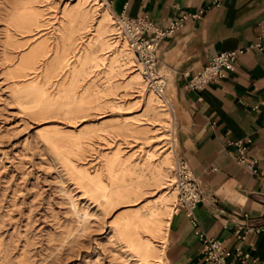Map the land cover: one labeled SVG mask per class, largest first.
I'll return each instance as SVG.
<instances>
[{
	"label": "rangeland",
	"instance_id": "rangeland-1",
	"mask_svg": "<svg viewBox=\"0 0 264 264\" xmlns=\"http://www.w3.org/2000/svg\"><path fill=\"white\" fill-rule=\"evenodd\" d=\"M103 9L99 0H0V264H160L176 205L165 178L179 158L178 103L166 84L169 103L156 102L136 79L135 55L125 70L126 58L100 44L120 31Z\"/></svg>",
	"mask_w": 264,
	"mask_h": 264
},
{
	"label": "crops",
	"instance_id": "crops-1",
	"mask_svg": "<svg viewBox=\"0 0 264 264\" xmlns=\"http://www.w3.org/2000/svg\"><path fill=\"white\" fill-rule=\"evenodd\" d=\"M106 1L115 16L147 15L159 26L203 8L162 39L157 50L158 71L180 113L174 123L172 112L176 155L187 161L201 191L193 208L195 225L183 209L172 215L164 236L165 264H209L201 233L233 252L240 247L249 253L244 262L240 257L230 264H264V232L248 231L244 239L234 235L239 224L242 230L264 225V50L244 51L226 67L225 77L200 89L187 86L212 56L264 35V0H220L218 5L212 0ZM227 139H242L257 158L256 172L234 160Z\"/></svg>",
	"mask_w": 264,
	"mask_h": 264
},
{
	"label": "built area",
	"instance_id": "built-area-1",
	"mask_svg": "<svg viewBox=\"0 0 264 264\" xmlns=\"http://www.w3.org/2000/svg\"><path fill=\"white\" fill-rule=\"evenodd\" d=\"M212 1L215 5L220 3V0ZM202 12L203 8H199L195 12H183L177 18L167 21L163 26L156 25L147 15L130 17L121 14L118 16L129 45L142 64L143 75L153 82L158 89L162 90L164 88L161 77L158 75L157 50L161 40L181 29L185 20L198 17ZM249 49L264 50V35L246 46L223 50L212 56L203 68L189 77L187 86L191 89H200L211 81L225 77L226 67L234 62L238 55ZM226 147L228 153L240 166L251 172L257 171V158L249 155V147L242 139H227ZM175 174L178 188L177 208L179 210L183 209L195 225L196 219L193 217V208L201 199L199 185L187 161L181 157L176 161ZM248 231L264 232V225H251L242 230V224H239L234 235L239 239H244ZM200 236L203 239L204 258L209 264L236 263V260L240 257H242L241 262H244L250 256L248 252L243 251L240 247H236L233 252L225 242L219 239L209 237L204 233H201Z\"/></svg>",
	"mask_w": 264,
	"mask_h": 264
},
{
	"label": "bare ground",
	"instance_id": "bare-ground-1",
	"mask_svg": "<svg viewBox=\"0 0 264 264\" xmlns=\"http://www.w3.org/2000/svg\"><path fill=\"white\" fill-rule=\"evenodd\" d=\"M86 1H88V0H86ZM92 1H94V0H92ZM102 4H103V6H104V9L102 10V11H104V10H108V8H109V3L106 1V0H99ZM84 2V1H83ZM90 2V1H89ZM88 2V3H89ZM95 2H97V1H95ZM94 3V2H93ZM82 4V3H81ZM97 6H98V4H97ZM100 8V7H99ZM102 14H103V12H102ZM107 14V13H106ZM102 20V19H101ZM116 21H117V23L118 24H116V25H118V27H119V30L120 31H117V32H115V37L113 38V41L110 43V41L108 42V41H106L105 39H101V41H100V44L101 45H104V46H106L107 45V47H106V49H108L109 47H115L116 49L114 50V52H113V58L115 59V58H117L118 56H121V57H125L126 58V61H124V62H122V64H121V66H124L125 67V70H126V67H130V69L132 68V67H136L137 66V63H136V61L134 60V55H135V53H134V51L132 50V48L131 47H129L130 45H129V43H128V40H127V37H126V35H125V33L123 32V28H122V24H121V20L119 19V17L118 16H116ZM99 22V21H98ZM115 23V22H114ZM108 32V31H107ZM102 35V34H101ZM112 35V34H111ZM99 38V37H98ZM96 39V38H95ZM110 40V39H109ZM113 43V44H112ZM127 43H128V45H127ZM94 46V45H93ZM92 46V47H93ZM91 50V49H90ZM107 51V50H106ZM103 52V51H102ZM99 53V52H98ZM101 53V52H100ZM107 53V52H106ZM112 53V52H111ZM76 54V53H75ZM110 54V53H109ZM74 55V54H73ZM102 55V54H101ZM76 56V55H75ZM74 56V57H75ZM106 56V55H105ZM78 57V56H77ZM65 58V57H64ZM110 58V57H109ZM119 58V57H118ZM135 58H136V60H137V62H138V64H139V68H140V73L138 72L137 74H135L136 75V79L137 80H141V78L146 82L145 84L143 83V84H141V88L143 89V91H148L149 93H150V95H154V97H155V100H156V102H158V103H167L168 104V101H167V99L165 98V96H164V93H163V91H164V88L162 89V90H160V89H158L156 86H155V84L153 83V82H151L150 80H148L144 75H143V73H142V64H141V62L137 59V57H136V55H135ZM61 59V58H60ZM67 59V58H66ZM77 58H75V60H76ZM87 59H88V61H91V60H95L96 59V56H94V55H91V54H88L87 55ZM105 59V58H104ZM59 60V59H58ZM69 61V60H68ZM85 61V60H84ZM61 62V61H60ZM63 62H64V60H63ZM87 62V61H86ZM108 62V61H107ZM67 63V62H66ZM58 64V63H57ZM62 64V63H61ZM64 64V63H63ZM69 64V63H68ZM83 64H85L84 62H83ZM100 64V63H99ZM107 64H109V63H107ZM114 64V63H113ZM67 65V64H66ZM68 66V65H67ZM66 66V67H67ZM81 66H82V64H81ZM116 66V65H115ZM108 67H109V65H108ZM72 68V67H71ZM70 68V69H71ZM96 68H98V67H96ZM100 68V67H99ZM111 67H109V69H110ZM67 69V68H66ZM69 69V70H70ZM75 69V68H74ZM81 69H83V68H81ZM80 69V70H81ZM116 69V68H115ZM124 69V68H123ZM79 70V69H78ZM108 70V69H107ZM112 70V69H111ZM120 70V69H119ZM34 71V70H33ZM122 71V70H121ZM124 71V70H123ZM132 71V70H131ZM73 73V72H72ZM72 73H70V75L72 74ZM78 73H76L75 75H73V77H75V76H78L77 75ZM133 74V73H132ZM82 75V74H81ZM158 75L161 77V83H163V85H164V87H165V82H164V79H163V77L160 75V73H159V71H158ZM131 76H133V75H131ZM72 80V79H71ZM36 81V80H35ZM74 81V80H73ZM72 81V82H73ZM32 82V81H31ZM30 82V83H31ZM29 83V82H28ZM30 83H29V85H30ZM44 83H45V80H44ZM53 83V82H52ZM136 83V82H135ZM25 85V84H24ZM33 85V84H32ZM36 85V84H35ZM35 85L33 86V87H35ZM39 85V84H38ZM48 85V84H47ZM50 86V85H49ZM28 87V86H27ZM35 89V88H34ZM37 89V88H36ZM47 89V88H46ZM45 90V89H44ZM138 90V89H137ZM141 90V89H140ZM39 91V90H38ZM48 91V90H47ZM42 94H43V92H42ZM143 95V94H142ZM149 95V96H150ZM49 96V95H48ZM69 98H70V100H73L74 98H75V95H74V93H72V92H69V94L67 95ZM148 96V97H149ZM45 98H47V97H45ZM146 98V97H145ZM147 100V99H146ZM172 101V100H171ZM48 104V103H47ZM46 105V104H45ZM159 105V104H158ZM165 105V104H164ZM161 108V107H160ZM164 108H165V106H164ZM159 111V110H158ZM161 112H162V110H161ZM165 111H163V113H164ZM167 113H168V111H167ZM170 113V112H169ZM162 114V113H161ZM156 115V114H155ZM161 115H159V117H160ZM163 116H164V114H163ZM165 117V116H164ZM171 120L173 121V117H172V114H171ZM170 117H169V119H170ZM161 120V118L159 119V121ZM165 121V120H164ZM167 121V120H166ZM166 121H165V123H166ZM168 122V121H167ZM161 123V122H160ZM168 124V123H167ZM171 124V123H170ZM176 130V129H175ZM174 130V131H175ZM48 140V139H47ZM51 140H52V137H51ZM166 144H169V147H172V142L170 141V140H167L166 141ZM166 144H165V146H166ZM173 147H175V146H173ZM146 149V148H145ZM168 149V148H167ZM170 149V148H169ZM165 151V150H164ZM146 152V157L148 158V159H152V158H154V156H155V152L153 151V149L151 148V149H149V150H147V151H145ZM166 152V151H165ZM170 152V151H169ZM172 152H173V150H172ZM59 153V152H58ZM61 154V153H60ZM144 154V153H143ZM62 156V155H61ZM64 157V156H63ZM115 157V156H114ZM118 158V160H119V157H117ZM122 159V158H121ZM178 160V159H177ZM112 162V161H111ZM117 162V161H116ZM120 162V161H119ZM115 163V162H114ZM122 163V162H121ZM114 167H115V164H114ZM124 167H126V166H124ZM175 167L176 166H174V169H175ZM125 169V168H124ZM119 170V169H118ZM115 171V170H114ZM124 171V170H123ZM122 172V171H121ZM116 173V171L114 172V174ZM113 174V175H114ZM120 176H121V174H119ZM112 175H110V177H111ZM160 176V175H159ZM113 177L114 176H112V179L111 180H113ZM89 178H90V176H89ZM94 178V177H93ZM118 178V177H117ZM120 178V177H119ZM163 178V177H162ZM91 179V178H90ZM91 181V180H90ZM114 181V180H113ZM93 182V181H92ZM165 182L168 184V185H170V186H172V191H168V193H167V198H171V192H173V191H175L176 192V205H175V210L173 209H171L170 208V210H168L167 211V218H166V227L165 228H168V226H169V224H170V220H171V218H172V215L175 213V212H177L179 209L177 208V204H178V188H177V183H176V175H175V173H174V178H165ZM98 183H99V185H100V182L98 181ZM103 183V182H102ZM95 184V183H94ZM95 186V185H94ZM103 186V185H102ZM101 186V187H102ZM100 187V186H99ZM115 187V186H114ZM118 187V186H117ZM97 188V187H96ZM99 189V188H98ZM117 189V188H116ZM119 189V188H118ZM174 189V190H173ZM115 191V190H114ZM116 192H118V191H116ZM121 193V192H120ZM112 194V193H111ZM165 194V193H164ZM121 196V195H120ZM119 196V197H120ZM166 197V196H165ZM163 200V199H162ZM153 206V205H152ZM148 207V206H147ZM163 208V207H162ZM155 211V210H154ZM157 212V211H156ZM155 213V212H154ZM139 215V214H138ZM152 215V214H151ZM156 215V214H155ZM160 215V214H159ZM136 216V215H135ZM142 216V215H141ZM138 218V217H137ZM158 218H160V217H158ZM136 219V218H135ZM161 219V218H160ZM129 221L131 220V219H128ZM132 220H134V219H132ZM155 220V219H154ZM158 220V219H157ZM123 221V220H122ZM126 221V220H125ZM137 221V220H136ZM141 221H143V220H141ZM156 221V220H155ZM160 221V220H159ZM127 222V221H126ZM145 222H146V220H145ZM118 223H120V222H118ZM128 223V222H127ZM130 223V222H129ZM139 224V223H138ZM137 224V225H138ZM148 224H149V222H148ZM152 224V223H151ZM155 224H157V223H155ZM159 224H161V223H159ZM158 225V224H157ZM163 225V224H162ZM129 226V225H128ZM139 226V225H138ZM149 226V225H148ZM153 226V225H152ZM131 227H132V225H131ZM146 227V226H145ZM157 227V226H156ZM121 229H123V228H121ZM134 230H135V228H133ZM132 229V230H133ZM161 229V228H160ZM159 229V230H160ZM137 230V229H136ZM135 230V231H136ZM139 230V229H138ZM153 230V229H152ZM128 231V230H127ZM146 231V230H145ZM147 231H148V228H147ZM154 231V230H153ZM164 232H165V230H163ZM167 231V230H166ZM130 232V231H129ZM137 232V231H136ZM155 232V231H154ZM128 233V232H127ZM159 233V232H158ZM139 234V233H138ZM154 234V233H153ZM156 234V233H155ZM165 234V233H164ZM121 235H123V234H121ZM127 235V234H126ZM134 235V234H133ZM140 235V234H139ZM156 235H158V234H156ZM136 236H138V235H136ZM150 236V235H149ZM155 236V235H154ZM132 237V236H131ZM144 237V236H143ZM136 238H138V237H136ZM133 239V238H132ZM131 239V240H132ZM142 239H144V238H142ZM160 239H162V238H160ZM164 239V238H163ZM129 240V239H128ZM130 240V241H131ZM151 240V239H150ZM156 240H158V239H156ZM165 240H166V238H165ZM135 241V240H134ZM140 241V240H139ZM147 241V240H146ZM127 242V241H126ZM129 242V241H128ZM133 242V241H132ZM141 242V241H140ZM142 242H143V240H142ZM160 242V241H159ZM133 244V243H132ZM135 244V243H134ZM138 245V244H137ZM140 245V244H139ZM143 245V244H142ZM154 245V244H153ZM130 246H131V244H130ZM134 247V246H133ZM141 247V246H140ZM139 247V248H140ZM147 247H149V246H147ZM163 247H164V240L163 241H161L160 242V245H159V249H158V247L156 248V249H158V251L160 252V258H159V260H160V264H165V257H164V255H163ZM130 248H132V247H130ZM154 249V248H153ZM144 250H146V249H144ZM133 251H135V250H133ZM147 251V250H146ZM145 251V252H146ZM149 251V250H148ZM139 252V251H138ZM144 252V253H145ZM153 251H151V253H152ZM148 254V253H147ZM149 256H150V254H149ZM152 256V255H151ZM153 258H154V256H152ZM157 260H158V258H157ZM156 261V260H155ZM157 262V261H156ZM155 262V263H156ZM158 264V263H157Z\"/></svg>",
	"mask_w": 264,
	"mask_h": 264
}]
</instances>
